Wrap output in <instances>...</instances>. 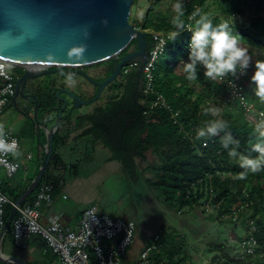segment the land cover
Listing matches in <instances>:
<instances>
[{"label": "trees", "instance_id": "trees-1", "mask_svg": "<svg viewBox=\"0 0 264 264\" xmlns=\"http://www.w3.org/2000/svg\"><path fill=\"white\" fill-rule=\"evenodd\" d=\"M205 1L185 0L182 2L183 19L186 24L194 25V21L190 20L189 17L195 10L199 9L204 14ZM225 1L221 0V7L224 9H226ZM230 1V13L233 15L241 14L240 5H243L246 0ZM154 10L155 4L149 8L144 22L135 25L141 27L147 35L148 52L155 48L156 33H161L166 39L164 50L157 56L152 70L153 90L145 91L147 75L141 64L132 67L125 73L123 72V90L120 96L111 98L96 108L95 113L89 116L92 122L90 129L97 139L103 141L111 149L110 159L121 160L133 174H135V167H137L134 157H145L146 152L152 148L159 158L149 166L154 170L152 176H146L145 179L157 190L161 200L173 211L179 212L187 205L192 206L198 203L205 191L211 195V189H213L215 192L214 201L221 202V208L225 212L230 209L226 208L227 204L241 203L240 199L245 194L244 190H248V200L250 201L248 206L251 205L255 212L250 218H253L258 226L254 235L259 245L254 254L243 255L238 252L237 255H233V246H229L219 239L212 240L210 243L221 252L215 256L214 262L217 264H264V171L256 174L249 173L245 180H235L232 177L241 169L228 157L218 140L209 141L206 147L201 141H193L195 130L202 125V122L213 119L202 114L203 107L208 106L210 99L213 98L204 90H198L194 82L211 84L213 89L223 88V118L229 122L230 130L234 136L241 141L239 151L245 154H249V140L254 127V120L247 118L246 109L237 100L226 101L228 96L226 86L222 83L206 80L199 66L197 68V80L189 82L185 79L181 59L183 61L188 60V43L191 33L184 31L175 42L168 41V32L172 29L171 19L175 12L167 11L154 17ZM260 12V8H258L253 14L249 26H237L223 14L212 17V21L214 26L222 21L228 22L233 34H238L240 41L261 47L264 45V16ZM180 40H183V43L179 51ZM135 44H137L136 38L131 41L123 53ZM48 95L53 97L52 94ZM159 95L168 101L171 110L160 106L152 107L153 101ZM248 97L251 102L256 99L254 94ZM41 101L48 117L49 108L47 106L51 99L43 96ZM254 104L259 110H264V104L261 105L257 102ZM174 112H178L177 121L171 117ZM56 136L55 133L54 140ZM251 139L252 143L256 142L254 138ZM55 148L56 145L54 144L52 154L54 159L57 157ZM251 155L255 156L256 153H251ZM50 162L47 168L50 166ZM143 172L145 173V170ZM31 182L32 180L12 200L15 201ZM2 189L4 191V187ZM30 197L31 195L25 201H29ZM11 208L12 204H7L6 219ZM239 209L240 206H235L233 212L239 211ZM219 216L211 213L209 217L214 220ZM205 230L206 227L201 232L203 233ZM159 232L161 235L158 240V248L150 255L151 264H186L190 259L196 262L188 250L185 233H181L178 229L170 230L164 224L161 225ZM193 232L200 231L195 228ZM149 239L147 245L154 240L153 236ZM0 264L14 263L0 261ZM134 264L140 263L136 261Z\"/></svg>", "mask_w": 264, "mask_h": 264}, {"label": "rangeland", "instance_id": "rangeland-1", "mask_svg": "<svg viewBox=\"0 0 264 264\" xmlns=\"http://www.w3.org/2000/svg\"><path fill=\"white\" fill-rule=\"evenodd\" d=\"M185 0H180V2H184ZM177 2V0H133L131 5V12L129 16L130 23L142 24L145 20V16L149 10V8L155 4V10L153 11V16L156 17L160 14H163L167 11H173V5ZM204 14H208L211 18L216 15H226L230 22L237 26H249L253 14L260 8V14L264 16V1L258 0H246L243 5H240L241 14L233 15L230 12L231 1H225V8L221 7V0H206L203 7ZM141 29V27H138ZM186 37L184 38V40ZM243 47L248 49L249 55L252 58V64L248 69L247 79L246 80V91L248 96H252V90L250 85L251 75L255 71V61L264 60V45L261 47L252 46L249 43L240 41ZM183 43V40L179 41L178 47L180 51V47ZM114 60L111 58L109 60H104L98 63H94L91 65H87L83 67V69L87 70L94 76H100V69L106 66V64L110 63V61ZM183 61V59H181ZM17 71L24 72L23 67L17 66ZM72 77V81L69 80V77ZM43 80H45L48 84L45 86V91L53 96H57V92L60 90L57 87L48 88L49 82L51 80L58 82L59 84H68L70 82H74L75 80H81V77L76 74L63 73L60 77L59 74L47 73ZM123 80L122 75L118 77L117 80L112 82L103 92L101 96V101L99 102V106L105 104L107 100L111 98L120 96L123 90ZM195 87L198 90H204L208 94L211 95L209 105H216L219 107H223V88H211V84L194 82ZM71 89L75 91V93H79L82 95L80 91L79 85L75 83L74 86H71ZM65 92V91H61ZM85 95H88L87 92ZM54 97V98H55ZM213 100V101H212ZM261 105H263L257 98L254 100ZM254 105V110L248 112L247 118L250 120H257L256 116H258V108ZM96 103L94 104H84L82 107H75L73 111H85L90 108V110H94L97 108ZM45 109H43L42 103L39 108V119L42 124H46L47 126H52L56 119L58 118L59 111L56 110L54 113H51V117H47L45 114ZM69 109L65 110L63 113V118L68 113ZM264 112V110H263ZM10 113V119L5 124V131L11 130L14 134H17L19 140L22 144V155L19 157L23 161L27 162L30 165L28 177L32 178L38 174L41 165L43 164L46 158V147L47 143V131L44 126H37L33 128L32 134L29 136L28 134L23 135L21 125L19 124L20 116L13 115L12 111L8 108H5L4 111L0 114V123H4L6 117ZM48 114V113H47ZM100 130V129H99ZM58 143V136L55 137L54 144ZM88 149H84L81 154H78V162L76 158L74 159L77 162L80 168L72 167L69 169L70 172L67 174L72 175L71 180H74L75 171L78 173V177L74 180V184L71 186L70 191V200L76 201L80 203L79 208L87 207V203L90 200H94L95 204L99 208L100 211H106L110 215L114 217H119L123 219H135L138 222L140 227L135 241L131 246V256L137 260L141 255V248L145 245V241L152 236L155 231L160 230V226L162 224H168L169 229H178L181 233H185L186 239L188 242V250L193 259L197 262H193L192 259L188 261V263L192 264H217L214 262L215 256L217 254H221L219 249L210 243L212 240L219 239L220 241L225 242L229 246H233L232 254L237 255L242 253V241L249 234H251V230L253 227L249 225V218L255 213L254 208L252 206H248L246 197L248 190H244L245 194L240 199L242 202H234L227 204L226 208H230L227 211H223L222 208L218 209L215 205V201L213 202L212 196L207 194V191L204 192L203 197L199 198L198 203L185 206L181 211L176 212L173 211L167 204L161 200L158 192L154 189L147 181L146 176H152L153 169L149 168L151 163L154 160L159 158L158 154L154 152L152 148H150L145 157L135 156L134 160L141 170V174L139 171V176L141 177L137 183H134L130 174L119 173V170L114 168H106L107 157L109 156L108 149L102 148H93L92 145L94 143H85ZM83 148H85L83 146ZM23 152L25 155H23ZM32 154V158L30 160L27 159V153ZM57 152V146L55 148V153ZM64 158H67L66 156ZM71 157L67 158V161L70 160ZM117 161V160H116ZM54 162V156L51 159L50 166L46 169L41 181L49 180L52 182H56V178H52V174L50 173L52 168V163ZM114 166H117V163H114ZM88 173H93L94 178H88ZM4 178V187L5 193L9 198H14L17 193L21 191L23 187L26 186V179L24 177V172L20 171L16 174L14 178H7L5 171L2 172ZM90 175L89 177H91ZM230 175V173H229ZM60 175H57V177ZM55 177V175H53ZM32 178L31 180H33ZM201 190V188L199 187ZM206 190V189H205ZM35 193V190L30 194ZM67 196V195H66ZM219 203V202H218ZM221 203V202H220ZM235 206H240L239 212L236 214L233 212ZM237 208V207H236ZM222 209V210H221ZM219 210V211H218ZM199 212V213H198ZM211 213L217 214L216 219L212 220L209 216ZM237 216V217H236ZM12 225V224H11ZM206 230L202 233L201 230ZM197 228L200 232H193V230ZM29 244L26 247H22L16 245L13 240V232L12 226L9 227L6 232L3 240V250L5 253L12 256H16L19 258H25L26 255L31 251L34 246V241L30 239ZM190 258V257H189ZM40 259V258H39ZM189 260V259H187ZM132 261V260H131ZM128 261V264H134L133 262ZM17 264V263H14ZM36 264V263H31ZM38 264V263H37Z\"/></svg>", "mask_w": 264, "mask_h": 264}, {"label": "water", "instance_id": "water-1", "mask_svg": "<svg viewBox=\"0 0 264 264\" xmlns=\"http://www.w3.org/2000/svg\"><path fill=\"white\" fill-rule=\"evenodd\" d=\"M133 0H0V58L26 67L18 79L19 87H25L27 78L56 71H76L99 83L100 89L92 99H84L69 88L65 91L74 99V107L90 104L114 82L125 65L149 61L146 33L130 23L129 16ZM106 21V23H105ZM136 38L137 44L129 47ZM80 49H83L81 52ZM115 59L108 77L98 82L79 67L104 60ZM43 63L40 70H32L27 64ZM56 66L57 68H51ZM34 113L35 124H40L39 104ZM65 100L58 118L52 126L45 127L48 137L46 158L38 174L25 191L15 200L0 235V261L31 264L25 258L12 256L3 251L1 242L12 224L17 206L36 188L43 177L54 150V134L60 127Z\"/></svg>", "mask_w": 264, "mask_h": 264}, {"label": "built area", "instance_id": "built-area-1", "mask_svg": "<svg viewBox=\"0 0 264 264\" xmlns=\"http://www.w3.org/2000/svg\"><path fill=\"white\" fill-rule=\"evenodd\" d=\"M187 25L194 27L191 23ZM155 40L157 41L155 48L149 52V61L143 68L147 75L146 92L153 90L152 70L157 56L164 50L166 43V39L161 33L155 34ZM138 65L139 63L137 62H130L123 67V72L125 73L132 67ZM16 66L17 64L0 58V114L4 111L11 97L14 95V81L18 78V75L14 71ZM200 68L204 73L203 67L201 66ZM230 79L235 81V88L229 86ZM246 80L247 75H243L239 79L226 77L223 82L217 83H222L226 86L228 90L226 101L231 102L237 100L244 106L248 114V112L253 111L255 108L249 100L246 91ZM155 106L171 110L170 104L162 95H159L153 101L152 107ZM257 110L258 116H256V119L259 120L261 118L259 113L263 112V110ZM177 115L178 112H174L171 117L177 121ZM6 138L9 140L16 139L22 151V144L16 134L12 131H7ZM23 155L25 154L23 153ZM26 157L30 160L32 154L27 153ZM3 170L9 179L14 178L22 170L26 179L29 175L30 165L20 158L17 159L11 156L0 158V235L7 221L5 216L6 206L7 204L13 205L15 202L2 189L4 183ZM54 192L55 186L52 183L39 182L34 200H24L17 206V211L11 225L14 243L26 247L28 245L27 242L31 238L36 235L41 236L46 241L50 250L56 255L57 259L55 264H123L135 241L137 222L132 219H123L102 213L96 205H91L83 211L79 223L75 227L63 223L57 215L49 216L48 222L43 223L41 221L42 213L40 207L42 205H50L53 202ZM211 196L214 202L215 192L213 189H211ZM246 198V204L249 205L248 192ZM215 205L218 209L221 208L220 202H215ZM238 212V210L234 211L236 214ZM249 225L253 227V230L242 241L243 255L254 254L256 247L259 245L254 235V232L258 230V226L255 224L253 218H249ZM160 235L161 232H157L154 240L142 250L138 261L140 264H151L150 255L158 248ZM2 243L3 240L1 245Z\"/></svg>", "mask_w": 264, "mask_h": 264}, {"label": "clouds", "instance_id": "clouds-1", "mask_svg": "<svg viewBox=\"0 0 264 264\" xmlns=\"http://www.w3.org/2000/svg\"><path fill=\"white\" fill-rule=\"evenodd\" d=\"M173 11L175 15L171 19L172 29L168 32V41L175 42L184 31L191 33L188 60L181 61L186 80L189 82L197 80L198 66L203 67L205 79L211 82H223L226 77L239 79L240 76L247 75L252 58L248 49L241 45L238 34H233L228 22L222 21L214 26L212 18L197 9L189 17L194 21V27L187 25L183 19L184 10L180 0L173 5ZM69 80L72 81L71 76ZM250 85L254 96L264 104V60L255 61V71L251 75ZM229 86L236 87L233 79L229 80ZM202 114L213 119L202 122L195 130L193 141H201L206 147L209 141L218 140L228 157L241 169L232 177L233 179L245 180L249 173L264 171V112L259 113L261 117L259 120L253 121L251 138L256 142L252 143L250 138L249 154L239 151L241 141L230 130V124L223 118L221 107L214 104L204 106ZM251 153L256 155L253 156ZM21 155L19 142L16 139H7L5 124L0 123V158L11 156L18 159Z\"/></svg>", "mask_w": 264, "mask_h": 264}, {"label": "crops", "instance_id": "crops-1", "mask_svg": "<svg viewBox=\"0 0 264 264\" xmlns=\"http://www.w3.org/2000/svg\"><path fill=\"white\" fill-rule=\"evenodd\" d=\"M108 101V100H107ZM106 101V102H107ZM102 105V104H101ZM100 105V106H101ZM99 106V105H98ZM96 109L90 110V108L86 109L85 111H68L66 116L61 119L60 127L56 132V135L58 136V143L57 146V157L54 159V162L52 163V168L50 173L52 174V178H56V182H52L49 180H46L48 182H51L55 186V192H54V199L53 202L50 205H42L40 207L41 211V221L43 223L48 222V217L51 215H57L60 217L61 221L69 226L75 227L78 225L79 220L82 216L83 211L88 208L91 205H96L94 200H90L87 203V207L79 208L80 203L70 200V191L71 186L74 184V180L79 178L78 173L75 171L74 174V180H71L72 175H68L67 173L70 172L69 169L72 167H78V154L84 151V149H88L87 145L85 143H94L92 147L95 148H102V149H108L109 150V156L107 157L106 168H114L116 167V170H119V173H126L130 174V178L134 183H137L140 180V176L137 173L138 170H141L138 165L135 167V174H133L130 170L127 169V166L121 161L117 159H110L112 155L111 149L103 143L100 139H97L96 136L91 131L90 127L92 125L90 115L95 113ZM10 119V113L6 117L4 124L8 122ZM11 131V130H8ZM7 132V131H6ZM13 132V131H12ZM27 133H23V135H26ZM16 136H18L16 134ZM19 139V137H18ZM20 141V140H19ZM21 143V142H20ZM83 146L85 148H83ZM46 147V144H45ZM23 149V147H22ZM24 153V152H23ZM29 153V152H28ZM71 157L69 161H67V158L64 157ZM76 158L77 162L74 161ZM117 160V161H116ZM114 163H117V166H114ZM42 166V165H41ZM77 168V169H78ZM143 171V170H142ZM93 173H88V177L85 179H92L94 176ZM30 175V173H29ZM28 175V176H29ZM55 175V177H53ZM57 175H60L57 177ZM92 175L91 177H89ZM26 178V183L28 184L31 180L30 177ZM26 184V185H27ZM36 193V189H35ZM35 193L31 195V197L28 199L29 201H33L35 198ZM67 195V196H66ZM26 200V199H25ZM97 206V205H96ZM98 207V206H97ZM99 209V208H98ZM100 211V210H99ZM102 213H107L106 211H100ZM109 214V213H107ZM134 220V219H133ZM137 221V220H136ZM138 222V221H137ZM166 227H168V224H164ZM161 228V226H160ZM159 228V229H160ZM140 227L138 225L137 233L139 231ZM159 232V230L155 231V233L152 234L153 238L155 234ZM150 236V237H152ZM149 237V238H150ZM148 238V239H149ZM145 241V245L141 248L142 250L146 247L147 242L150 240ZM32 241H34V246L31 249V251L26 255L25 259L28 260L30 263H38V264H55L56 261V255L50 250L48 247L46 241L39 235H36L32 238ZM29 244V242H27ZM141 250V252H142ZM4 251V250H3ZM8 254V252H7ZM40 258V259H39ZM132 260V261H131ZM128 261L136 262L139 261V258L135 260L131 256V249L124 260L123 264H128ZM132 264V263H131Z\"/></svg>", "mask_w": 264, "mask_h": 264}, {"label": "flooded vegetation", "instance_id": "flooded-vegetation-1", "mask_svg": "<svg viewBox=\"0 0 264 264\" xmlns=\"http://www.w3.org/2000/svg\"><path fill=\"white\" fill-rule=\"evenodd\" d=\"M114 65H115V59L110 61V63L106 64L105 67L100 69V74H101L100 76L92 75L90 72L83 69V67H85V66L79 67L78 69L87 72L90 76L95 78L98 82H101L106 77H108L110 75ZM17 66L23 67V69L26 70L25 66H22V65H17ZM17 66L14 68V71L18 75V78H16L14 81V95L11 97L9 103L7 104V106L5 108H8L9 110H11L13 115L18 114L20 116L21 121H19V124L21 125L22 132H25L30 136L32 134L33 128H35L39 125L42 126V123H40L39 125L35 124L33 117H34V113H35V108L37 106L36 100H38V104H39V108H40V104L42 102L41 100L43 99V96L45 98L47 97L48 99H51L50 104L47 106V108H49V115H48L49 118L51 117V113H54L56 110H58L60 113V110H61L65 100H67V106L64 109V112L67 109H69V111H73L75 109L74 99L68 93L61 92L60 95H58L56 97L55 96L51 97L50 95H48L49 94L48 92H44L45 86L48 83L45 80H43V77L47 73L43 74V75L27 78L24 89L20 88L19 83H18V79L24 75L25 71L23 73L20 71H17L16 70ZM51 68H57V67L52 66ZM49 73H52V74L57 73L60 75V77L63 73H69L70 75L76 74V75L81 77V80H75L73 83L70 82V83L64 84V85L59 84L58 82L51 80L49 82L48 88L57 87L58 90H62L64 88L71 89V86H74L76 83L79 85L80 91L82 92V95L79 93L78 94L81 95L84 99L94 98L100 89L99 83L92 82L87 76L80 74L76 71H72V70L71 71H56V72H49ZM122 74H123V69H122ZM105 89H104V91H105ZM72 91L75 93L74 90H72ZM84 92H87L88 95H85L86 93H84ZM103 92L100 94L98 99H96L95 101H93L90 104L96 103L99 105V102L101 101L100 99H101ZM98 105H97V107H99Z\"/></svg>", "mask_w": 264, "mask_h": 264}, {"label": "bare ground", "instance_id": "bare-ground-1", "mask_svg": "<svg viewBox=\"0 0 264 264\" xmlns=\"http://www.w3.org/2000/svg\"><path fill=\"white\" fill-rule=\"evenodd\" d=\"M27 66L32 70H40L45 66L43 63H29Z\"/></svg>", "mask_w": 264, "mask_h": 264}]
</instances>
